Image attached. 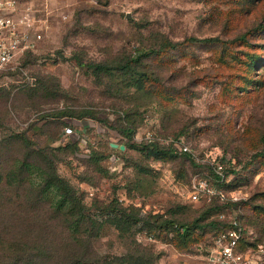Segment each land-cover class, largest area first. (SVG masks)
Listing matches in <instances>:
<instances>
[{
  "label": "rangeland",
  "instance_id": "1",
  "mask_svg": "<svg viewBox=\"0 0 264 264\" xmlns=\"http://www.w3.org/2000/svg\"><path fill=\"white\" fill-rule=\"evenodd\" d=\"M21 1L34 7L45 31L37 49L1 77L0 140L25 132L36 148L60 147L59 174L78 189L92 215L100 214L94 203L119 200L144 218L191 223L212 203H222L191 199L195 183L205 180L229 199H242L219 219H239L242 249L264 264V0ZM190 37L222 43L157 53L164 38L182 43ZM151 48L162 85L156 84L152 98H132L121 79L102 82L77 65L80 57L86 65L111 63ZM45 83L57 97L37 90ZM130 108L142 121L131 142L117 130ZM59 110H90L94 118L50 116ZM128 142L137 147H113ZM151 144L172 153L148 157L143 147ZM218 166L228 174L222 188L213 183ZM141 229L134 241L152 249L155 264H207L206 249L217 232L209 228L184 246L171 233L156 239ZM103 234L95 244L100 256L134 247L132 238H119L110 226Z\"/></svg>",
  "mask_w": 264,
  "mask_h": 264
},
{
  "label": "trees",
  "instance_id": "2",
  "mask_svg": "<svg viewBox=\"0 0 264 264\" xmlns=\"http://www.w3.org/2000/svg\"><path fill=\"white\" fill-rule=\"evenodd\" d=\"M220 43L222 41L219 38L190 37L182 43H172L164 38L157 53H167L182 45L217 46ZM146 51L139 50L120 61H103L90 65H86L84 58L80 57L77 65L93 70V75L102 82L104 77L121 79L132 98H152L155 86L159 83L150 61L151 55L156 52L152 48ZM144 58H149V61ZM256 61L252 60L251 67ZM56 86L58 84L53 85ZM158 86L162 87L161 84ZM37 90L50 98L58 95L53 90L50 91L46 83ZM137 111L136 108L127 109L119 120L117 130L129 142L142 122ZM50 116L58 120L94 118L90 110H59ZM129 142L124 144L126 149L137 147ZM71 146L78 148L77 145ZM118 148L122 151L121 146ZM59 150L60 147L36 148L25 132L0 140V264H155L158 256L152 249L142 248L134 241L136 233L140 232L136 227L142 225L141 231L147 230L156 239L171 233L184 246H188L190 239L199 240L209 228L217 231L215 237L229 229L231 224L219 218L224 209L240 205L233 202L212 203L208 211L201 213L191 223H182L174 217L164 215L150 214L144 218L140 209L126 207L119 200L106 205L94 203L92 207L100 214L92 215L91 208L78 189L60 176ZM143 152L156 159L172 153L171 150H162L157 144L143 147ZM187 158L191 162L195 161L190 155ZM224 173L226 177L223 182L215 174L216 181L213 183L219 188L229 184L228 174ZM106 226L114 228L119 238H132L134 247L119 256H100L95 251V244L104 237ZM244 240L245 238L240 244L241 250ZM212 247L213 242L207 247L206 255Z\"/></svg>",
  "mask_w": 264,
  "mask_h": 264
},
{
  "label": "built area",
  "instance_id": "3",
  "mask_svg": "<svg viewBox=\"0 0 264 264\" xmlns=\"http://www.w3.org/2000/svg\"><path fill=\"white\" fill-rule=\"evenodd\" d=\"M37 11L21 0H0V80L24 54L37 49L43 40L45 28L38 20ZM72 132L71 129L67 130ZM189 151L184 147V152ZM220 181L225 180L223 167L215 169ZM217 197L221 202L240 203L241 198L229 199L205 180L197 181L191 194L193 201ZM223 218V215L221 216ZM231 227L220 232L213 240V247L206 255L207 264H258L250 253L240 248L245 230L239 219L231 221Z\"/></svg>",
  "mask_w": 264,
  "mask_h": 264
},
{
  "label": "water",
  "instance_id": "4",
  "mask_svg": "<svg viewBox=\"0 0 264 264\" xmlns=\"http://www.w3.org/2000/svg\"><path fill=\"white\" fill-rule=\"evenodd\" d=\"M113 147L117 148L118 145H113ZM121 150L124 151L125 150V146H121Z\"/></svg>",
  "mask_w": 264,
  "mask_h": 264
}]
</instances>
